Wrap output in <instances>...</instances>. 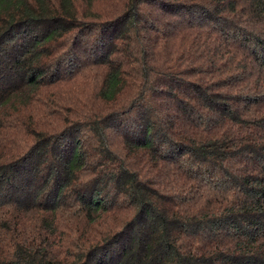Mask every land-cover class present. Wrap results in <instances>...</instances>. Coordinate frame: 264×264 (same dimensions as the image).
I'll return each mask as SVG.
<instances>
[{"label": "trees", "instance_id": "obj_1", "mask_svg": "<svg viewBox=\"0 0 264 264\" xmlns=\"http://www.w3.org/2000/svg\"><path fill=\"white\" fill-rule=\"evenodd\" d=\"M0 264H264V0H0Z\"/></svg>", "mask_w": 264, "mask_h": 264}, {"label": "rangeland", "instance_id": "obj_2", "mask_svg": "<svg viewBox=\"0 0 264 264\" xmlns=\"http://www.w3.org/2000/svg\"><path fill=\"white\" fill-rule=\"evenodd\" d=\"M71 100V99H70ZM51 215H49V218H48V220L49 219H52L51 217H50ZM31 228H33V229H37V228H39L40 229V227H39V224H37V225H34V226H32ZM65 232V233H64ZM53 233V232H52ZM67 235V232L65 231V230H62L61 231V235ZM59 235H58V232H57V234L55 235V236H53L52 234H50V237L52 238V245H53V248H54V250L56 251L57 250V245L59 244V242L61 241V240H59V237H58Z\"/></svg>", "mask_w": 264, "mask_h": 264}]
</instances>
